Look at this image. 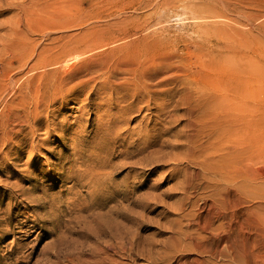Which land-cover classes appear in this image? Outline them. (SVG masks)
<instances>
[{
  "label": "rangeland",
  "instance_id": "obj_1",
  "mask_svg": "<svg viewBox=\"0 0 264 264\" xmlns=\"http://www.w3.org/2000/svg\"><path fill=\"white\" fill-rule=\"evenodd\" d=\"M84 1L0 0V86L7 84V64L17 53L12 36L24 18L41 23V32L32 38L42 50L62 48L97 23L107 27L122 17H148L149 35L169 37L174 54L191 60L190 71L201 70L199 52L209 63L206 51L197 48L209 36L199 30L203 18L192 8L220 1L172 0L175 8L156 4L148 11L126 10L122 17L107 19H94L98 10ZM116 5L106 8L116 11ZM227 16L251 41L257 39L248 51L256 76L243 83L253 92L264 81V0H252L242 12ZM69 23L73 27H62ZM98 52L73 54L71 59L61 55L57 66L41 67V80H34L35 86L40 82L41 93L24 102L17 99L20 92L10 96L8 85L0 88V135L7 138L0 143V264H232L229 257L213 256L211 239L223 232L215 230L220 224L216 217L222 215L224 228L238 233L246 207L259 208L264 217V195L238 191L227 199L209 188L213 178L206 160H216L218 154L190 152V114L197 108L186 96L189 83H172L168 91L160 88L149 97L92 75L86 85L57 101L54 93L61 94L62 78L80 76L89 58L102 54ZM29 58L22 68L15 64L11 74L23 77L33 64ZM28 75L23 77V95L28 93ZM9 115L15 124L26 123L22 133L1 130ZM248 163L257 182L264 181V161L253 155ZM250 250L260 256L255 264H264V246Z\"/></svg>",
  "mask_w": 264,
  "mask_h": 264
},
{
  "label": "bare ground",
  "instance_id": "obj_2",
  "mask_svg": "<svg viewBox=\"0 0 264 264\" xmlns=\"http://www.w3.org/2000/svg\"><path fill=\"white\" fill-rule=\"evenodd\" d=\"M216 1H220L217 3L219 5L204 4L192 8L197 16L203 18V21L197 25L199 30H203L207 34L206 36H209V40L205 43L196 45L198 49L206 51L205 55L209 59V63L205 64L202 59L203 53H198L200 71H190L189 62L191 63V60L178 52L176 53L179 55L174 54L175 50H172L173 46L171 48L172 40L169 37L168 39H153L150 36L151 33L149 35L151 19L146 17V20L143 21L137 16L128 19L121 15L126 10L140 11L144 9L148 11L156 4L163 7L169 6L172 0H88L87 2L91 4L92 8L98 10V13L95 12L97 16H93L94 19H107L116 15L118 17L121 15L122 18L114 20L115 22L112 21L114 22L112 26L100 27L101 24L97 26V23V25L84 30L79 38L69 40L62 48H42V50L41 46H38L39 43L32 38V34L34 36L35 33L41 32V23L32 22L27 18L19 19L18 31L13 32L15 38H13V34L6 35L7 37L12 36L11 46L17 53L10 56L11 59L9 62L7 61V67H9L6 69L9 70L8 74L5 72L7 84L1 85L0 88L8 85L10 88V94H8L15 96L20 92L17 99L24 102V98H28L33 93L35 95L41 93L40 82L37 86L34 84V80H41L43 75L41 67L50 69L57 66L59 64L57 59L61 55H67L71 59L73 54L100 53L98 50H101L102 54L94 55V59L89 58V61L86 60L88 63L86 62L85 72L80 76L73 79L62 78L59 83L61 94L54 93L57 101H60L63 95L69 93L71 89L86 85L83 82H88L92 75L105 76L108 79L106 83H113L120 89L126 85L125 90L136 91L140 95L145 92L149 97L153 96L160 88H164L162 91H168L166 87L172 83H189V85L186 84L188 87L186 96L189 102L197 108L195 113L190 114L193 120V123L189 124L188 134L192 143L190 152L193 155L199 153L205 157H209L210 151L218 154L216 160L209 158L206 160L209 163L206 170L213 178L208 184L209 188L217 192L220 197L227 199H230V196L238 191L253 196L264 195V181L257 182L254 169L248 163L253 155L258 160L264 161V81L261 79V84H258L253 92H248L243 84L251 83L253 76H256L255 71L250 69L252 57L248 55V51L257 39L253 38L251 41L246 32L236 28L237 21L227 16L242 12L243 8L252 0ZM173 3L172 6H174ZM115 4H117L114 7L116 11L113 9L112 12L106 8ZM222 9L228 14L220 13ZM105 10L107 13L104 17ZM84 20L85 23V17ZM79 24L81 25V22ZM62 27L70 28L73 27V24L69 23ZM39 34L41 35V33ZM257 43L259 46L263 45L262 40H258ZM30 56L33 59V64L25 73V75L30 74V77L29 75L26 77V79L28 78L26 81L28 82L26 85L28 93L23 95L21 89L24 87L23 77L25 75L23 74L24 76L22 75L23 77L20 76L18 79L11 74V71L15 64L18 65V68L24 67ZM47 73L45 71L46 75ZM259 74H262V71ZM133 83H143L144 87L142 89L134 86L129 87ZM197 83L211 84L204 87ZM214 85L216 87H212ZM14 99L16 98L14 97ZM42 102L44 104L45 99H42ZM40 107L41 102L35 109L38 111ZM13 122L10 121L9 115L7 121L1 125V130L12 134L17 129L19 133H22L21 127L26 123L23 120L16 124ZM2 139L4 141L7 138L0 135V143ZM11 139L13 141L14 137ZM216 178L219 180L213 182ZM234 180L239 183H233ZM258 212H260L259 208L256 210L253 207H246L245 213H243L246 216L241 219L242 228L238 233L230 228H224L225 219L219 214L216 218L220 224L215 230L221 229L223 232L211 239V245L215 246L213 256L229 257L232 264H255L256 259L260 256L254 250H250V247L264 246V217Z\"/></svg>",
  "mask_w": 264,
  "mask_h": 264
}]
</instances>
